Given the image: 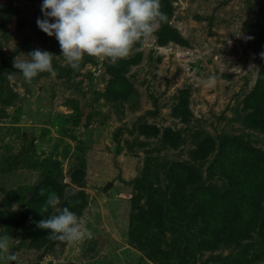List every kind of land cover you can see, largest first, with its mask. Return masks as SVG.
<instances>
[{"label": "rangeland", "instance_id": "obj_1", "mask_svg": "<svg viewBox=\"0 0 264 264\" xmlns=\"http://www.w3.org/2000/svg\"><path fill=\"white\" fill-rule=\"evenodd\" d=\"M42 3L0 0V237L9 236L12 264H264V209L250 238L223 234L212 244L196 207L200 189L231 188L217 161L225 137L264 150V131L249 127L241 110L259 68L246 38L264 19V0H173L169 24L186 44L158 46L153 34L115 79L107 60L85 56L78 71L67 65L55 36L36 23ZM37 48L53 53L57 75L27 83L14 59L29 60ZM179 89L187 112L173 117ZM203 142L210 151L199 157L193 151ZM176 162L196 170L184 194L171 179ZM74 167L82 186L69 179ZM45 178L58 180L64 195L84 192L80 215L92 238L34 247L19 229L11 233L5 216L23 204L4 192L21 188L26 199ZM0 264H10L6 253Z\"/></svg>", "mask_w": 264, "mask_h": 264}, {"label": "trees", "instance_id": "obj_2", "mask_svg": "<svg viewBox=\"0 0 264 264\" xmlns=\"http://www.w3.org/2000/svg\"><path fill=\"white\" fill-rule=\"evenodd\" d=\"M172 1L161 0V10L167 14L168 22L161 24L154 32L155 42L158 46L167 42L186 44L178 31L169 24ZM4 20L5 17L0 21V27ZM249 36L254 37L248 39V43L253 52L254 61L259 68L252 88L243 98L241 110L244 112L243 119L249 127L264 131V58L260 56V53L264 52V19L249 25ZM139 57L140 52L137 51L133 57L118 60L115 65L109 68L111 78L122 77L128 66L136 64ZM179 94L183 98L180 102L182 109L173 108L171 110L173 117H177L182 110L187 112L185 89H179ZM112 96L116 97L113 92ZM207 140H209L208 136L204 142L206 143ZM208 151L210 149L206 148L204 144V148L198 146L193 152L202 157ZM217 161H219L218 167L221 173L228 179L231 188L221 193L205 188L196 192L197 214L206 221L208 238H211L210 243L212 244H216L220 235L223 234H228L234 239L250 238L255 221L264 209L261 203L264 196V150L251 146L237 136L225 137L223 149L220 148ZM173 167L171 179L175 183L176 191L179 194H184L189 184L194 182L196 170L192 165L182 162L174 163ZM69 179L75 185L82 186L83 170L74 167L69 173ZM55 183L47 178L38 181L31 187L26 199L22 197L23 190L21 188L4 192L7 201H16L18 205L23 204L22 208L14 211L15 216L12 214L7 218L5 216L4 223L10 225L12 234L15 235L19 229L23 238L29 237L30 245L34 247H39L48 241L62 243L50 239L49 230L37 227V222L51 213V209L45 215H41L39 211L49 193L58 194L61 198L59 207H68L78 216L86 205L85 194L82 190L77 189L70 195H64L62 184L58 180H55ZM41 189L44 190V196L39 194ZM25 220L29 221V226L20 225Z\"/></svg>", "mask_w": 264, "mask_h": 264}, {"label": "clouds", "instance_id": "obj_3", "mask_svg": "<svg viewBox=\"0 0 264 264\" xmlns=\"http://www.w3.org/2000/svg\"><path fill=\"white\" fill-rule=\"evenodd\" d=\"M161 9V0H43L44 18H37L36 23L48 36H55L67 65L78 71L85 56L111 63L128 58L136 45L149 40L161 24L168 22ZM28 55L29 60L15 58L13 64L25 82L31 83L44 72L57 75L53 53L37 48ZM260 56L264 58V52ZM214 84L215 78L210 77L207 86ZM39 194L44 196V190ZM60 204V196L49 193L39 211L45 215L51 209V213L38 221L37 227L49 230V238L60 242L92 238L85 216H78L68 207L61 208ZM0 253H6L10 262L15 260L7 234L0 237Z\"/></svg>", "mask_w": 264, "mask_h": 264}, {"label": "water", "instance_id": "obj_4", "mask_svg": "<svg viewBox=\"0 0 264 264\" xmlns=\"http://www.w3.org/2000/svg\"><path fill=\"white\" fill-rule=\"evenodd\" d=\"M108 185H109V183H107L104 187H107ZM9 263L12 264L13 262L12 261L11 262L9 261Z\"/></svg>", "mask_w": 264, "mask_h": 264}]
</instances>
